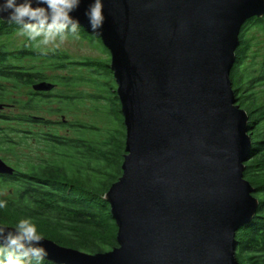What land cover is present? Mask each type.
Segmentation results:
<instances>
[{"label": "water", "instance_id": "water-1", "mask_svg": "<svg viewBox=\"0 0 264 264\" xmlns=\"http://www.w3.org/2000/svg\"><path fill=\"white\" fill-rule=\"evenodd\" d=\"M88 3L73 15L110 52L125 126L122 174L103 195L117 245L89 253L43 236L44 259L237 264L236 232L259 199L243 176L249 115L236 104L229 75L240 29L264 15V0H103L97 32L84 15ZM12 170L0 158V174Z\"/></svg>", "mask_w": 264, "mask_h": 264}, {"label": "trees", "instance_id": "trees-1", "mask_svg": "<svg viewBox=\"0 0 264 264\" xmlns=\"http://www.w3.org/2000/svg\"><path fill=\"white\" fill-rule=\"evenodd\" d=\"M251 23H258L264 30V15L243 23L229 75L236 103L249 115L248 133L252 147L248 160L244 162L243 176L254 187L253 195L259 199L253 219L236 232L237 264H264V104L257 103L254 91L264 80V67L256 76L249 78L240 68L249 44L243 35ZM14 31H20L19 26L0 19V35ZM79 31L87 40L99 42L110 54L98 36L81 26ZM24 59L49 60L54 69L51 74H45L32 65L22 64ZM109 62L110 59L73 60L61 51L45 54L26 47L6 50L0 46V103L3 108L11 105L3 102L7 83L14 88H28L25 109L35 110L34 115L15 114L13 118L48 127L27 131L28 135H24L34 144L38 141L41 144L38 148L45 152L44 155L37 153L38 160L29 162L26 171L19 162L15 166L10 165L13 168L11 173L0 174V199L8 202L6 209H0V224L11 225L20 218H31L44 237L89 253L104 252L117 245V225L103 195L122 174L125 126ZM70 66L86 67L89 73L86 77L75 74L66 70ZM61 70H66V73ZM41 81L52 83L53 88L49 91L34 90L33 84ZM90 82L99 93L79 88L83 83ZM100 97L105 101L104 106L101 104L104 113L107 111L112 117L109 126L65 118L66 114L76 113L85 107L86 101L98 103ZM53 102L56 103L55 108L50 106ZM42 104L49 106L51 112L60 114L61 119L50 121L38 115ZM90 109L98 112L99 106L94 105ZM53 125L57 126L56 129L66 127V132L52 130L55 129ZM4 189L7 193L2 194ZM42 264L55 263L44 259Z\"/></svg>", "mask_w": 264, "mask_h": 264}, {"label": "rangeland", "instance_id": "rangeland-1", "mask_svg": "<svg viewBox=\"0 0 264 264\" xmlns=\"http://www.w3.org/2000/svg\"><path fill=\"white\" fill-rule=\"evenodd\" d=\"M243 38L249 42L248 49L244 54V60L240 66L242 71L245 73V77L249 78L252 75H257L259 69L264 67V30L263 27L258 23H251L248 25L244 32ZM99 43V42H98ZM97 42L89 41L83 36H79V39L69 37L66 41L60 43L53 50L49 51H61L68 55L70 59L81 60L91 58L95 60H108L110 54L106 53L103 47ZM0 46H3L6 50H15L19 48H30L39 50L37 44L30 42L27 38L20 34V31H14L0 35ZM24 65H32L37 70H42L45 74H51V70L54 69L51 65V61L42 59H24L21 62ZM110 63V62H109ZM70 72L80 74L84 77L88 75L89 71L86 67L70 66L67 68ZM66 70H61L63 74ZM59 71V70H58ZM80 89H84L85 92L99 93L98 89L92 82L83 83ZM28 88H14L10 83L6 84L4 90V99L8 105L5 108L0 109V158L3 159L8 165L15 166L19 162L23 171L27 170V164L29 162H36L38 160L37 153L44 155V151L38 148V141L33 143V140L24 137L28 135L27 131H38L42 129H48L47 126L40 123H24L17 119H14L15 114H31L34 115L35 110L25 109L26 99L29 96ZM56 91V90H55ZM255 98L259 105L264 104V81L254 89ZM55 92L53 91V94ZM28 95V96H27ZM18 100V103L12 101ZM56 103L50 104L51 107L55 108ZM101 104L104 106L105 101L103 98L98 99V103L94 101H86L85 107L81 108L76 113L66 114L67 120L80 119L83 121L93 122L97 126H109L112 124V117L110 114L104 113ZM94 105L99 106V111L90 109ZM80 106V105H79ZM41 117L50 121H59L61 119L60 114L51 112L49 106L42 104L39 114ZM2 116L11 117L10 120L4 119ZM264 126V121H263ZM57 126L53 125V128ZM56 130L57 132H66V127H61ZM20 130V131H19ZM22 130V131H21ZM26 131V132H25ZM20 135H23L20 137ZM9 139L11 141H6ZM41 146V144H40ZM2 194L7 193V189L1 190Z\"/></svg>", "mask_w": 264, "mask_h": 264}, {"label": "clouds", "instance_id": "clouds-1", "mask_svg": "<svg viewBox=\"0 0 264 264\" xmlns=\"http://www.w3.org/2000/svg\"><path fill=\"white\" fill-rule=\"evenodd\" d=\"M83 0H0V17L19 26L20 34L37 44L42 53L69 37L79 39L80 21L74 16ZM91 31L105 22L103 0H89L84 11ZM7 200L0 199V209ZM43 234L31 218L0 224V264H42L48 255Z\"/></svg>", "mask_w": 264, "mask_h": 264}, {"label": "flooded vegetation", "instance_id": "flooded-vegetation-1", "mask_svg": "<svg viewBox=\"0 0 264 264\" xmlns=\"http://www.w3.org/2000/svg\"><path fill=\"white\" fill-rule=\"evenodd\" d=\"M262 81H264V80H262ZM236 98V97H235ZM237 104V103H236Z\"/></svg>", "mask_w": 264, "mask_h": 264}]
</instances>
